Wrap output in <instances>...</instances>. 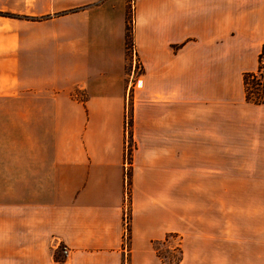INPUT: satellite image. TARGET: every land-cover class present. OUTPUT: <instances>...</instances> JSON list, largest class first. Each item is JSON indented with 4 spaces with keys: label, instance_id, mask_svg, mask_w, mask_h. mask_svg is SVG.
I'll return each mask as SVG.
<instances>
[{
    "label": "crops",
    "instance_id": "obj_1",
    "mask_svg": "<svg viewBox=\"0 0 264 264\" xmlns=\"http://www.w3.org/2000/svg\"><path fill=\"white\" fill-rule=\"evenodd\" d=\"M132 14L130 36L128 0H0V264H264V0Z\"/></svg>",
    "mask_w": 264,
    "mask_h": 264
},
{
    "label": "built area",
    "instance_id": "obj_2",
    "mask_svg": "<svg viewBox=\"0 0 264 264\" xmlns=\"http://www.w3.org/2000/svg\"><path fill=\"white\" fill-rule=\"evenodd\" d=\"M131 8L132 11L135 6V0H131ZM133 48V47H132ZM133 57H134V48L132 49ZM127 135L129 136V118L126 122ZM128 149L126 151L124 157V183H125V191H124V211H123V250L126 254H130V228L132 221V194H131V183H130V175L132 172V158L129 150V137L127 139ZM70 249L68 247H61V256L63 261H59L57 264H65L66 260L70 257Z\"/></svg>",
    "mask_w": 264,
    "mask_h": 264
},
{
    "label": "trees",
    "instance_id": "obj_3",
    "mask_svg": "<svg viewBox=\"0 0 264 264\" xmlns=\"http://www.w3.org/2000/svg\"><path fill=\"white\" fill-rule=\"evenodd\" d=\"M131 36V35H130ZM264 46L259 58V70L257 73H248L244 76V84L246 87V98L248 102L255 104H264ZM250 85L253 87V92L250 91ZM255 96V97H254ZM167 260L169 262H179L181 256L174 260L172 258Z\"/></svg>",
    "mask_w": 264,
    "mask_h": 264
},
{
    "label": "rangeland",
    "instance_id": "obj_4",
    "mask_svg": "<svg viewBox=\"0 0 264 264\" xmlns=\"http://www.w3.org/2000/svg\"><path fill=\"white\" fill-rule=\"evenodd\" d=\"M130 2H131V0H128V4H129V8H130V27H129V32H128L129 35H131L132 23H133V14H132L133 11H132ZM135 2H136V0H135ZM129 42H130V40H129ZM129 49H130L131 55L133 56V53H132L133 48H132L131 42L129 43ZM133 59H134V57H133ZM250 91H252V92L254 91L252 85H250ZM128 116L131 117L129 111H128ZM129 120H130V118H129ZM131 145L133 148V144H131ZM131 145H129V150H131ZM158 249H160V255L163 256L164 258H168V259L172 258V259L176 260L180 257V253L177 251H175V252L170 251L168 245H160V246H158Z\"/></svg>",
    "mask_w": 264,
    "mask_h": 264
}]
</instances>
